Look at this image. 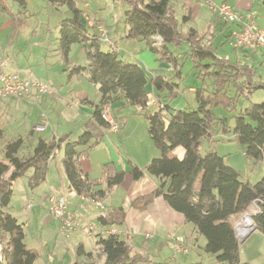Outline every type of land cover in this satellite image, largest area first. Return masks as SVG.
Segmentation results:
<instances>
[{"label":"trees","instance_id":"16d2710c","mask_svg":"<svg viewBox=\"0 0 264 264\" xmlns=\"http://www.w3.org/2000/svg\"><path fill=\"white\" fill-rule=\"evenodd\" d=\"M47 1L58 10L66 7L72 14L60 23L57 52L69 66L72 46H85L89 63L85 67L71 66L67 71L70 76L86 74L90 83L99 86L101 106L96 107L91 122L85 125L77 140H71L70 136L50 141L40 137L31 155L21 152L23 139L4 141V157L0 158V239H6L7 246L2 247L0 264H35L38 258L36 251L25 243L24 224L8 211L15 182L30 170L34 172L28 186L34 190L46 182L52 157L63 151V169L69 189L78 196L87 199L103 197L106 191H96V188L107 184L111 189L121 184L127 173L116 170L112 163L104 165L102 180H92L81 167L82 157H86L98 145L105 131L110 130V124L102 114L103 107L117 100L135 106L144 115L149 123L148 134L160 152V157L154 158L146 171L131 166L129 173L135 180L143 178L146 173L160 180L155 191L133 201L132 207L145 211L162 196L172 209L184 216L186 224L192 225L195 234L206 239L204 251L214 257L210 264H244L231 219L246 214L256 205L253 219L258 231L264 235V177L254 185L245 182L216 150L209 149L202 154L201 148L204 139L213 143L221 126L224 135L232 129L234 140L244 147L249 159L264 161V103H251L236 113L241 100L249 101L255 91L264 90V80L258 68L221 58L213 48L212 40L206 43L194 29L184 32L183 27L191 20V14L179 19L171 0H119L129 4L124 14L125 39L145 42L147 48L159 56V61L173 66L172 78L155 76L151 79L155 98H161L163 93L169 100L180 96L179 81L188 62L193 64L195 76L203 80L204 85L195 90L197 110H175L168 102L161 101L159 110L151 113L148 111L151 92L146 70L140 64L125 62L114 47L103 50L99 38L89 34L84 12L75 0ZM11 4H17L21 12L16 14ZM26 10V0H0V13L14 20L17 18L19 23L24 22ZM184 41L190 43V51L179 59L169 45H180ZM217 108L236 114L229 121L215 112ZM2 136L3 131H0V138ZM82 147L87 150L79 152ZM178 148L184 150L182 158L175 154ZM125 220V209L118 207L101 214L97 223L102 228L121 227ZM98 239L97 245L104 260L94 264H151L145 253L135 250L118 233L99 234ZM84 254L81 245L77 256ZM85 256L89 258L92 254Z\"/></svg>","mask_w":264,"mask_h":264},{"label":"crops","instance_id":"0c3cea01","mask_svg":"<svg viewBox=\"0 0 264 264\" xmlns=\"http://www.w3.org/2000/svg\"><path fill=\"white\" fill-rule=\"evenodd\" d=\"M145 1L148 2L150 0ZM171 1L175 6L178 16L183 14L185 11H189L192 17L191 20L203 19L205 13L209 11L208 6L199 0ZM216 2L218 4L226 2L241 13H247L250 11L256 12L257 22L260 28L264 30V0H216ZM11 5L13 7V11L17 14L20 11L19 6L17 4ZM108 6V3L104 2V0H101L96 3L94 7L91 5L90 2H86L84 4V9L78 5V7L84 12V18H86L85 15L90 14V12L88 11V9L90 8L93 12L97 14V16H99V19L91 18L94 19V23L96 26L88 25L89 34L91 36L96 35L97 38H99L103 48L101 28L104 27L105 29H107V33L109 34L110 38L108 43V50H111V48L114 47L119 53L122 52V49L120 48V46H118L119 43H127L129 45L131 42L134 41L135 43L138 40L125 39L126 28L124 25V14L129 9V4L126 2H121L119 0H113L114 12H116L115 14L107 13V15L105 16L104 13ZM20 18L22 19L23 15L22 17L20 16ZM28 18L29 17L26 12L24 22L19 23L17 18H15L14 20L6 14L0 13V58L9 61L6 70L9 72L20 70L23 71L25 76L39 79L48 83L54 90V93L52 95H34L31 98L25 100H32L31 102H33V104L36 106H50L54 110L56 109V107H58L59 103H66L67 106H72L73 108H75L76 116L79 114L84 117L82 127L83 130H85V125L91 122L96 107L101 106V94L99 92V86L90 83L87 79L86 74L70 76L69 72L67 71L71 66L85 67L89 63L85 46L80 44L72 46L69 60L70 64L69 66H66L62 57L57 52V41L55 52L56 56L60 58L61 62V67L58 70H56L55 67L50 68V64L48 62V55L45 56L47 58H45L42 63H38V65L36 66L28 64H23V66H19L18 63L8 60L7 53L9 49L12 50L13 44L15 43L14 37L16 33L21 32V30L24 28ZM180 18L181 17L179 16V19ZM213 20L214 18L212 17V24H214ZM216 25L218 26L219 23L217 22ZM223 26H225L226 29L230 27V25L225 24H223ZM236 31V27L232 26V28H230L229 33H226L227 41L228 38H231L233 33ZM34 34H36V31H34ZM230 34L231 36H229ZM139 42L140 44H142L141 41ZM229 42L230 46L233 48V46L231 45V39H229ZM143 43L146 45L145 42ZM47 47L48 43H46L43 39H38L33 44L32 53L36 51L39 55L42 56L44 51H46ZM233 51L237 57L233 60H236L243 64H248L254 68H258V73L264 80V51L253 52L250 50L234 48ZM143 63H145L148 71L144 67ZM140 65L147 72V76L149 78L148 88L151 92V95L155 97V94H152L153 92L150 83L151 79H153L155 76H165L168 79L172 78L173 66L163 61H159V56L157 54L154 55V53H151L150 55L144 51L143 62ZM179 89L180 96L177 99L169 100L166 93H163L161 96L163 98V101H165V103L168 102L170 107L175 110H183V107H186L187 105L185 104V101H182V106L181 104L173 103L175 101L181 100L182 98V88L179 87ZM196 89L197 88L192 86L188 88V91L190 93H195ZM110 105L113 110L114 107H119L121 105L124 106L126 104L122 100H117L115 103H112ZM174 106L177 108H174ZM214 110L216 111V109ZM112 115L113 118L117 121L113 111ZM219 116L225 117V115L221 114ZM72 118L73 115L67 117V119L69 120H71ZM229 126H233V121L229 123ZM23 127L24 126L18 128L17 138L12 139H23L24 146L21 152L26 155H31L35 149L36 144L38 143V139H35L33 137V131H31L30 134L23 133ZM1 128L2 126L0 124V131H3ZM218 129H221V126H219ZM67 131L68 129H65V132H60V134H53L51 138L44 139L50 141L54 138L59 139L65 136L71 137L72 133ZM119 134L122 135L123 140L120 139V137L118 136ZM129 134L130 133L128 129H120L118 132L106 130L103 138L98 142V145L92 148L90 152L87 153L86 157H82L81 159V167L83 171L88 174L92 180H102L104 165L109 163H112L116 170L127 173L121 184L111 189H108L107 184H103L95 189L96 191H106L105 196L99 197L102 199V202L107 207L108 211L112 208L118 207H123L126 211V220L124 225L121 227L111 226L110 228L114 227L117 230L118 235L121 239L128 242V244H131L135 250L145 254L148 253L154 247L158 248L159 253H163L167 247L174 248V241L176 238L179 237L185 240L184 246L188 247L192 240V237L195 234L193 227H191L192 225L186 224L184 216L172 209L162 196L156 198L154 202L150 204L145 211H140L132 207L133 201H135L139 197L145 196L155 191L160 184V180L154 176H151L148 173H146L143 178L135 180L129 173L131 171V166L135 165L146 171V167L149 165V163L154 158L160 157V152L157 149H152L150 144L145 145L142 142V145L141 143H138L135 138L130 137ZM116 135L118 137H116ZM5 140L7 139L4 137L3 142ZM86 150L87 147L79 148V152H84ZM63 155V151H60L52 157L49 163V172L47 175V180L40 187L31 190L28 186L29 179L34 172L33 170H30L25 177L15 182L14 194L15 187L17 186L16 184L21 182L20 184L24 186L25 200L27 202V205L25 204V201H23L22 203L16 202V206L22 207L24 204L25 207H29V204L31 203L33 206L36 207V203L40 202L39 205L45 206V208L47 209L46 205L48 195L54 192L64 197L65 199L67 197V199H69L73 203H77L76 207L68 206V209L69 211L80 215L84 219L85 223H97V219L101 215V213H99V211L91 204V199L78 196L75 192L69 189V182L63 169ZM181 155L183 157L184 150L182 151ZM225 162L227 165H229L241 175V169H243L242 167L244 166V164L249 163V160L246 157L244 147L241 146L239 153H237L235 157H225ZM244 172H246L245 167ZM22 180L24 184L22 183ZM67 193L69 194L68 196L65 195ZM36 200L37 202H35ZM12 203L13 200L8 206V211L9 213L18 218V216L10 210V206L12 205ZM47 219H50L48 214L46 220ZM20 223L24 224L25 229L26 224L21 221ZM56 224V226H58L57 222ZM97 224L99 226L98 231L93 233L95 234L96 240H91L92 247L89 249H87L84 242L79 241L81 237L93 238V234L88 235L86 231H80L75 234L79 243L78 247L82 245L84 247L85 254L91 253L92 256H94L93 254L97 251L101 253L97 242L99 240L98 235L101 233L102 230L100 228L101 226L99 225V223ZM43 225L44 227H49L48 221H45ZM188 231H190L189 237L187 236ZM256 234H260V232L256 231ZM195 239H197V237H195ZM253 241L254 240L249 239L246 242L247 250L252 252L253 259L254 257H261L262 259L264 255L261 254V249H259V246L257 245L256 247L254 245L255 243H252ZM85 254L82 257H78L75 264H80V259H88ZM92 256H89V258H92ZM102 258L104 260L103 256ZM84 260L81 264L85 263Z\"/></svg>","mask_w":264,"mask_h":264},{"label":"rangeland","instance_id":"374dc122","mask_svg":"<svg viewBox=\"0 0 264 264\" xmlns=\"http://www.w3.org/2000/svg\"><path fill=\"white\" fill-rule=\"evenodd\" d=\"M99 1L101 0H76L78 5L83 9L86 2H90L94 7ZM104 2L108 3L109 5L108 8H106L104 15L106 16L107 13L115 14L116 11L114 12L113 0H104ZM27 3L28 5L26 12L29 18L21 32L16 33L14 37L15 43L13 44L12 50L9 49L8 53L6 52L8 54H6L8 56V60L18 63L19 66H23V64L36 66L38 65V63H42L44 59L47 58L45 56L48 55L50 68L55 67V69L58 70L61 67V62L60 58L56 56L55 48L59 38V26L63 20H65L66 18H70L72 14L68 12L66 7L58 10L47 0H27ZM208 10V12L205 13L203 19L190 20L183 27V31L187 32L191 29L196 30L202 38H205L206 43H209L210 40H212V46L216 50L219 57L228 58L231 60L236 59L237 57L233 51L234 47L232 48L230 46V38H228L227 41L226 36V33H229L230 28H232L233 25L230 24V27L226 29L223 24L218 22L219 25L217 26V20L215 19L213 12L209 7ZM88 11L91 15H85L86 22L88 23L87 25L96 26L94 23V19L91 18L99 19V16H97V14L93 12L91 8L88 9ZM185 16H189L188 11H185L180 15L181 18ZM212 17L214 18V24H212ZM34 31H36L37 35L34 34ZM101 34V38L110 39L109 34L107 33V29H105L104 27L101 28ZM229 36H231V34ZM38 39H43L46 43H48V47L46 51H44L42 56L39 55L36 51L32 53L33 44ZM141 43L142 44H140L139 41L135 43L133 41L129 45L127 43H119L118 46H120V48L122 49V52H119L120 58H122L127 63L142 64L143 51L147 52L150 55L152 52L143 42ZM108 45V43L103 41V50H108ZM169 49L174 52V54L179 58L183 53L190 51V43L184 41L180 45H169ZM143 64L147 69L145 63ZM195 72L196 70L193 69V64L191 62L186 63L181 75L182 80L179 81L180 88H182L181 93H183V95L181 100L173 102L174 104H181L182 106V101H185V104L187 105L186 107H183V110L188 112L195 111L198 108L196 94L190 93L188 91V88L193 86L198 89L204 85L203 80L195 76ZM21 73L24 77L25 74L23 73V71H21ZM150 97L151 102L148 111L154 113L159 110V104L161 105V101H163V98H155L153 97V95H151ZM31 101L20 99L17 97L0 98V124L2 126L1 129L4 131V137L6 139L17 138L18 128L22 126H24L22 132L30 134L31 131H33L34 127L40 124L41 116L43 114L48 119V121H50L49 126L43 133H33V137L35 139H38L40 137L49 139L53 136V134H60V132H65V129H68L67 132L72 133L71 138L73 141L77 140L83 134L84 130L82 127V122L84 117L79 114L76 116L75 108H73L72 106H67L66 103L61 102L54 110L50 106H36ZM251 103L256 105L263 104L264 90L255 91L250 96L249 101L242 100L237 108L236 113L240 112L242 109L247 108ZM174 108L177 107L174 106ZM112 111L118 121L120 129H128L130 137H134L138 143L142 144L143 142L145 145L150 144L152 149H156L153 141L148 134L149 123L144 115L141 114L135 106L126 104L124 106L121 105L119 107H114L113 110L111 107V113ZM215 112L218 115H225V117L229 121L232 119L231 117L233 116V114H236L234 112L232 114L230 113V111L225 112V110L222 108H217ZM71 115H73V118L71 120L67 119V117ZM229 130V133L224 135L222 129H217V134L215 138H213V143L211 144L208 142V140L204 139L201 148L202 154H205L209 149H214L223 158L235 157L237 153H239L241 145L236 140H234L232 136L233 134L231 132L232 129ZM118 136L121 140H123L121 134H119ZM118 136L116 135V137ZM4 137L2 136L0 138V158L4 157ZM175 151V154L179 158H181L183 149L178 148ZM248 160L249 163L244 164V166L242 167L243 169H241L242 174L239 175L243 181L254 185L264 177V161L255 162L249 158ZM244 167L246 168V172H244ZM20 183L21 182L16 184L17 186L15 187V194L12 198L13 203L10 206V210L18 216L21 222H24L26 224L25 243L29 249L36 251V253L38 254L36 264H75L78 259L77 249L79 244L76 235L74 234L69 236L68 238L62 239L59 235V223L51 217L48 207L46 209L45 206L39 205L40 202L36 203V207L31 203L29 204V207H25L24 204L22 207H17L16 202L22 203L23 201H25V204L27 205V202L25 200L24 186ZM22 183L24 184L23 180ZM65 195L68 196L69 194L67 193ZM65 200L68 206L76 207L77 203L71 202L69 199H67V197ZM35 202H37V200ZM256 210L257 207L256 205H254L246 213V215L248 214L250 219H252L253 221V215L255 214ZM47 214L52 220H46ZM244 215L237 216L231 219L235 227L244 220ZM45 221H48L49 227H44L43 223ZM56 222L58 223V226H56ZM189 233L190 231L187 232L188 237L190 236ZM195 237L199 236L197 234H194L188 247H185L188 250V253H176L175 249L172 247H167L163 253H159L158 248L154 247L148 253H146V256H148L149 260H151V264H210L214 257L204 251L206 239L204 237H199V239L196 240ZM249 239L254 240L252 243H255L254 245L256 247L258 245L259 249H261V254L264 255V235L262 233L256 234L255 231L250 234L245 240L244 244L241 245L243 263L263 264L264 257L262 259L261 257H254L253 259L252 252L247 250L246 242ZM91 240H96L95 234H93V238L81 237L79 242H84L87 249H89L92 247ZM6 246L7 240L1 238V262V250L2 247ZM93 255L94 256H92V258H88L85 260L83 259L85 262L84 264H94L95 262L101 263L103 261L102 255L98 251ZM83 260L80 259L79 263L81 264Z\"/></svg>","mask_w":264,"mask_h":264},{"label":"built area","instance_id":"2783aa9c","mask_svg":"<svg viewBox=\"0 0 264 264\" xmlns=\"http://www.w3.org/2000/svg\"><path fill=\"white\" fill-rule=\"evenodd\" d=\"M206 4L213 12L217 22L230 25L237 28V31L231 36V45L236 49H245L250 51H264V30L260 28L257 22V13L250 11L241 13L226 2L218 4L216 0H199ZM109 43L108 38H102ZM161 45V41L157 44ZM8 61L0 58V98L17 97L20 99H29L34 95L50 96L54 93L53 88L39 79L22 76L21 71L9 72L6 70ZM103 117L110 124V131L118 132L120 126L113 118L110 105L103 107ZM49 126L48 119L41 116L40 124L34 127V133H43ZM91 204L101 214L108 212L107 207L98 196L91 198ZM47 207L51 217L59 223V235L62 239L68 238L80 231H86L91 235L98 231V224L95 222L85 223L84 219L68 209L64 197L57 193H51L47 198ZM101 228V235H116L117 230L112 228ZM174 249L176 253H188L184 246V239L175 240Z\"/></svg>","mask_w":264,"mask_h":264},{"label":"water","instance_id":"95a60500","mask_svg":"<svg viewBox=\"0 0 264 264\" xmlns=\"http://www.w3.org/2000/svg\"><path fill=\"white\" fill-rule=\"evenodd\" d=\"M246 217H249L248 216V214L246 215H244V217H243V219L244 218H246ZM239 226L240 225H237L236 227H235V230H236V233H237V237H238V239H239V243H240V246L241 245H243L244 244V242H245V240L247 239V237L250 235V234H252L253 232H255V231H257L258 229H257V225L254 223V221H253V226L250 228V229H248L245 233H241V232H239Z\"/></svg>","mask_w":264,"mask_h":264},{"label":"bare ground","instance_id":"6f19581e","mask_svg":"<svg viewBox=\"0 0 264 264\" xmlns=\"http://www.w3.org/2000/svg\"><path fill=\"white\" fill-rule=\"evenodd\" d=\"M239 225V232L243 234L253 226V220L250 217H246Z\"/></svg>","mask_w":264,"mask_h":264}]
</instances>
